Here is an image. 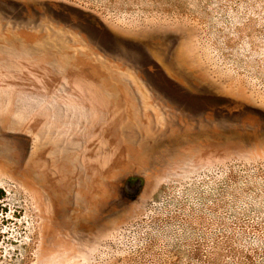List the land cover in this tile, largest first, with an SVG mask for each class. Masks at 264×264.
I'll return each instance as SVG.
<instances>
[{"label":"rangeland","instance_id":"1","mask_svg":"<svg viewBox=\"0 0 264 264\" xmlns=\"http://www.w3.org/2000/svg\"><path fill=\"white\" fill-rule=\"evenodd\" d=\"M0 185V264H264V0H0Z\"/></svg>","mask_w":264,"mask_h":264},{"label":"trees","instance_id":"2","mask_svg":"<svg viewBox=\"0 0 264 264\" xmlns=\"http://www.w3.org/2000/svg\"><path fill=\"white\" fill-rule=\"evenodd\" d=\"M170 86L172 87V89H168V90H171L172 92H176L178 94H182L181 92H179V90L177 89V85L175 84V82H172L170 80H168ZM7 198V191L4 187H2L0 185V237L3 236V228H2V222L4 220V216L7 214L8 212V209L5 205V200Z\"/></svg>","mask_w":264,"mask_h":264}]
</instances>
